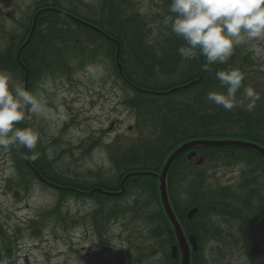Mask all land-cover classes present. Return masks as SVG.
<instances>
[{
  "label": "trees",
  "instance_id": "obj_1",
  "mask_svg": "<svg viewBox=\"0 0 264 264\" xmlns=\"http://www.w3.org/2000/svg\"><path fill=\"white\" fill-rule=\"evenodd\" d=\"M39 1L35 11L40 13L29 42L21 47L27 31L23 37L12 35L13 40L0 52V69H7L15 79L20 76L28 87L41 73L48 76L56 67L65 69L64 54L85 63L102 56L113 71L123 105L133 114V124L126 135L114 137L104 147L108 171L57 176L59 172L51 170V162H43L36 148L35 161L22 156L27 174L49 187L48 182L61 185L56 189L61 199L67 194L96 203L89 227L98 239L95 249L101 258L110 251L108 225L112 221L121 218L134 227L130 235L137 234L139 242L129 245L132 253H118L111 263L98 264H151L149 260L157 255L155 264L177 263L170 252L176 239L159 203L156 175L174 149L189 141L235 140L264 148V84L256 79L260 64L245 46L235 48L227 63L209 65L207 70L204 57L182 59L178 48L183 41L165 24L170 0H152L154 6L147 12L137 7V0H95L84 12L74 4L65 7L61 0ZM45 37L55 38L42 41ZM117 49L120 56L115 60ZM47 54H52L48 60ZM236 67L245 73L244 86L251 85L261 96L251 113L243 108L226 111L207 99L209 91L226 92L216 72ZM237 98L242 99L240 92ZM98 146L99 142L88 138L79 147L81 157H88ZM236 165L245 168L233 182L211 181L212 171ZM168 171L169 202L184 233L195 235L199 246L191 264H221L236 252H242L250 264H264V253L258 250L253 234L255 228L264 229V156L250 148L197 146ZM132 172L137 175L123 182ZM192 208L198 213L190 221L186 214Z\"/></svg>",
  "mask_w": 264,
  "mask_h": 264
},
{
  "label": "rangeland",
  "instance_id": "obj_2",
  "mask_svg": "<svg viewBox=\"0 0 264 264\" xmlns=\"http://www.w3.org/2000/svg\"><path fill=\"white\" fill-rule=\"evenodd\" d=\"M61 2L65 7L74 4L77 10L84 12L96 1ZM36 3L40 1L0 0V52L7 47L12 35L22 36L27 31L28 37L32 21L40 13L35 11ZM137 3L142 12L154 6L152 0H137ZM54 38L41 40L47 42ZM240 46L251 51L260 64L256 79L264 84V51L257 54L247 45ZM67 55L62 56V62L67 66L65 69L56 67L55 72L48 76L41 73L27 87L34 93H43L44 110L18 126L33 127L39 132L37 152L45 158L43 162L52 163L54 168L51 170L59 172L55 173L57 176L83 177L89 170L110 169L103 145L116 136L127 134L133 124V114L123 105L120 88L112 80L113 71L109 63L102 61V56L85 63L78 61V57ZM45 57L48 60L52 54ZM89 67L95 70V75L88 71ZM15 80L23 83L20 76ZM110 123L114 127L112 131H108ZM88 138L99 142V146L88 157L82 158L79 147ZM26 152L28 150H22L19 145L7 151L0 149V264L111 263L114 256L125 254L131 249L130 244L134 246L139 242L137 234L130 235L134 227L119 218L108 225L110 251L99 257L100 251L95 249L98 239L89 227L90 214L96 203L67 194L61 195V199L56 192L62 188L61 185L51 183L49 187L32 178L22 163ZM244 168L241 165L219 168L209 176L214 184L225 185L239 176ZM123 202L126 204L127 201ZM258 241L264 251V235L259 234ZM158 259L157 255L149 261L155 264ZM221 264L250 262L242 252H236L226 256Z\"/></svg>",
  "mask_w": 264,
  "mask_h": 264
},
{
  "label": "clouds",
  "instance_id": "obj_3",
  "mask_svg": "<svg viewBox=\"0 0 264 264\" xmlns=\"http://www.w3.org/2000/svg\"><path fill=\"white\" fill-rule=\"evenodd\" d=\"M165 24L183 44L178 53L184 60L204 57L205 70L212 64H225L234 49L247 45L257 54L264 51V0H170ZM95 75L92 67L88 68ZM226 92L209 91L207 99L226 111L243 108L254 111L261 99L251 85L244 86L245 73L236 68L216 72ZM240 92L242 99L237 98ZM244 101H247L245 103ZM43 93H34L17 82L7 69H0V149L19 145L31 152L24 158L35 161L33 151L40 141L33 127H19L44 110Z\"/></svg>",
  "mask_w": 264,
  "mask_h": 264
},
{
  "label": "water",
  "instance_id": "obj_4",
  "mask_svg": "<svg viewBox=\"0 0 264 264\" xmlns=\"http://www.w3.org/2000/svg\"><path fill=\"white\" fill-rule=\"evenodd\" d=\"M32 31V30H31ZM196 146H236V147H243V148H250L258 153L262 154L264 156V150L258 146H255L253 144L249 143H244V142H232V141H225V142H211V141H194V142H189L178 148L173 154L168 158L161 175L159 176V192H160V199H161V204L164 209V213H166L169 222L172 224L174 227V232L177 238L178 242V247L174 246L172 248V257L177 258L178 257V251L181 254V264H190V256H191V251L189 248V244L192 246V252H195L197 249V244L193 236H190L188 238V241L182 233V229L180 228V225L178 221L176 220V217L171 209V206L168 202V195H167V189H166V175H167V170H169L170 166L172 163L184 152L189 150L190 148H194ZM131 175V174H130ZM197 212L196 209L190 210L188 212L187 217L190 219L193 214Z\"/></svg>",
  "mask_w": 264,
  "mask_h": 264
}]
</instances>
